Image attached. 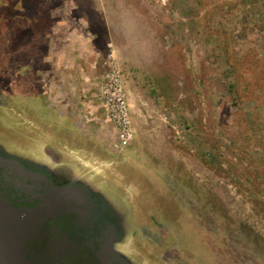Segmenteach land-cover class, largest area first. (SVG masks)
I'll use <instances>...</instances> for the list:
<instances>
[{"label":"rangeland","instance_id":"obj_1","mask_svg":"<svg viewBox=\"0 0 264 264\" xmlns=\"http://www.w3.org/2000/svg\"><path fill=\"white\" fill-rule=\"evenodd\" d=\"M49 183L113 264H264V0H0V193Z\"/></svg>","mask_w":264,"mask_h":264},{"label":"water","instance_id":"obj_2","mask_svg":"<svg viewBox=\"0 0 264 264\" xmlns=\"http://www.w3.org/2000/svg\"><path fill=\"white\" fill-rule=\"evenodd\" d=\"M0 197L4 201H6L14 211L22 208H32L38 203H29L24 204L23 206L16 207L15 204L13 205L9 203L1 193ZM74 203L75 208L70 211H62L61 213H77V204L75 201ZM59 216H61V214L52 219L57 221ZM50 218L51 217H45L38 222L19 220L16 224H14V219L10 217L9 213L0 202V264H32L33 260L36 259L40 264H53L54 261H62L66 257L70 256L71 251L69 249V237L62 233L58 227L57 229H54V232L52 231L51 234L60 235V241L62 243L55 239L56 236H52L51 234H49L48 228H46V224L48 223V220H50ZM79 219L81 221L83 220L81 219V217ZM95 222V224H91L95 225L97 228H100V224H98V221L96 220ZM55 230H58L59 234L55 233ZM40 233L42 234L41 237L36 235ZM104 236L105 238H107L106 231L103 233V237ZM44 240L50 241V244H52V250L51 247L46 248L48 246V242ZM63 241H67V243L63 244ZM107 246H109L111 249L110 252L107 251L108 253L106 252ZM20 247L25 249V256L21 254V251L20 253L17 252V249H19ZM58 251H61L64 255V258L61 260H59L60 254ZM101 252L103 263L113 264V260L110 257V254L114 251L112 249L110 241L107 240L106 242H104V246Z\"/></svg>","mask_w":264,"mask_h":264},{"label":"bare ground","instance_id":"obj_3","mask_svg":"<svg viewBox=\"0 0 264 264\" xmlns=\"http://www.w3.org/2000/svg\"><path fill=\"white\" fill-rule=\"evenodd\" d=\"M46 190L47 192L45 193V195L35 197V199L38 200V203L32 208H22V209H17L14 211L11 208V206L6 201H4L1 197H0V202L2 203V206L6 209V211L9 213L10 217L14 219L13 221L14 224H16L19 220L38 222V221H41L42 218H45V217L56 218L58 215L62 214L61 213L62 211H70L73 208H75L74 201H76L77 191H73L70 185H63V186L57 187L56 185L49 183L46 187ZM55 232L58 233L59 231L55 230ZM20 251H21V254L25 256V249L20 247L19 249H17V252L20 253ZM107 251L108 252L111 251L109 246L106 247V252ZM59 254H60L59 260L63 259L64 258L63 253L60 251ZM32 264H40V263L36 259V260H33Z\"/></svg>","mask_w":264,"mask_h":264},{"label":"flooded vegetation","instance_id":"obj_4","mask_svg":"<svg viewBox=\"0 0 264 264\" xmlns=\"http://www.w3.org/2000/svg\"><path fill=\"white\" fill-rule=\"evenodd\" d=\"M30 204L33 203L30 202ZM59 220L60 221L58 223L55 222L56 220L52 218L48 220V223L46 224L47 225L46 228H48L49 234H51L52 231L54 230L53 225H56L61 232H64L69 237L70 251L73 252V254L79 252H83L85 254V257H83V264H104L101 257V253H102L101 251L103 249L105 241L103 242L104 240L103 233L102 235L100 234V230L102 229L101 225L100 228H97L95 225H91V228L90 226L89 228H87L85 226V222L81 220L79 221V218L76 213L65 214V216L60 217ZM91 229L92 230L96 229L97 234L100 235V239L95 238V234L93 235L91 233L90 235H88L91 238L88 236L86 237L87 233ZM36 235L41 237L42 234L40 233ZM51 235L56 236V234L55 235L51 234ZM44 241L48 242V246L46 248L50 247V241L49 240H44ZM78 264H82V261L81 263L78 262Z\"/></svg>","mask_w":264,"mask_h":264},{"label":"built area","instance_id":"obj_5","mask_svg":"<svg viewBox=\"0 0 264 264\" xmlns=\"http://www.w3.org/2000/svg\"><path fill=\"white\" fill-rule=\"evenodd\" d=\"M100 93L101 101L108 110V117L111 116V121L123 132V139L130 137L127 134L130 122L121 76L115 72L108 74L102 82Z\"/></svg>","mask_w":264,"mask_h":264}]
</instances>
